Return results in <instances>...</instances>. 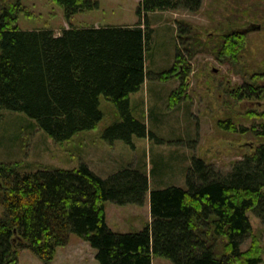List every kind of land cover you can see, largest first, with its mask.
I'll use <instances>...</instances> for the list:
<instances>
[{
	"label": "trees",
	"instance_id": "1",
	"mask_svg": "<svg viewBox=\"0 0 264 264\" xmlns=\"http://www.w3.org/2000/svg\"><path fill=\"white\" fill-rule=\"evenodd\" d=\"M65 17L98 7L96 0H51ZM202 0H139L132 25L63 27L23 30L17 25L20 0H0V109L22 112L55 141L96 127L102 118L99 97L116 107L120 120L108 126L102 138L109 142L151 137L145 122L130 109V94L143 85L147 72L144 56L152 40L148 13L165 10L195 12ZM178 36L170 69L161 81H185L191 65L185 54L212 49L217 57L234 61L245 35L234 31L204 41L192 26L178 21ZM179 36V37H180ZM185 65H182V64ZM179 64L182 65L181 71ZM233 99L264 96V74L250 76ZM169 97L177 103L180 91ZM251 131L264 137V110H248ZM237 131L230 120L218 121ZM248 130V129H247ZM246 130V131H247ZM243 131V129H242ZM17 162L0 163V264H18L20 249H29L43 264H50L58 247L76 234L95 250L99 264H152L155 256L171 264H260L264 249V140L222 172L194 157L186 187L169 185L149 189L146 171L134 167L117 170L106 178L85 162L77 167L39 168L23 172ZM149 201L151 220L142 230L119 233L106 224L105 204L143 205ZM248 212L262 225L254 232ZM250 238V245L242 249Z\"/></svg>",
	"mask_w": 264,
	"mask_h": 264
},
{
	"label": "rangeland",
	"instance_id": "2",
	"mask_svg": "<svg viewBox=\"0 0 264 264\" xmlns=\"http://www.w3.org/2000/svg\"><path fill=\"white\" fill-rule=\"evenodd\" d=\"M96 1L97 8L77 12L67 19L63 8L51 0H20L26 11L18 13L17 25L23 30L48 28L58 33L69 26L139 21L136 14L139 0ZM178 21L191 25L193 34L204 41L242 32L243 48L234 61L217 57L212 49L196 51L192 56L184 51V60L191 65L185 81L175 77L161 81L157 76L173 65L177 45L184 50L180 44L185 36H178ZM148 23L152 40L144 56L147 77L144 86L130 94V109L145 122L153 136H134L132 144L102 138L103 131L120 120L114 104L103 95L99 97L102 118L96 127L79 131L62 142L49 137L26 114L0 109V163L17 162L21 171L28 172L39 168L71 169L85 162L102 178L134 167L146 171L151 190L169 185L185 188L194 157L226 172L235 160L252 152L264 137L250 130L258 120L250 118L247 111L264 110V96L252 95L236 101L229 92L250 82V76L264 74V0H202V6L195 12H150ZM182 65L179 64L180 71ZM181 83L183 90H179L177 103L170 105L169 97ZM259 83L264 84V77ZM227 119L236 125L237 131L219 125L218 121ZM105 212L107 226L119 233L142 230L151 217L148 200L143 205L107 201ZM248 216L254 232H260L259 219L251 212ZM250 241L247 238L241 248L246 249ZM260 242L264 249V234L260 235ZM94 255L95 250L87 242L71 233L70 242L57 248L50 264H99ZM18 264L43 262L23 248ZM152 264L171 262L155 256ZM260 264H264V253Z\"/></svg>",
	"mask_w": 264,
	"mask_h": 264
},
{
	"label": "crops",
	"instance_id": "3",
	"mask_svg": "<svg viewBox=\"0 0 264 264\" xmlns=\"http://www.w3.org/2000/svg\"><path fill=\"white\" fill-rule=\"evenodd\" d=\"M156 12H157V11H156ZM135 23H136V22H135ZM132 24H134V23H132ZM132 24H128V25H132ZM122 25H126V24H122ZM91 26L99 27L98 25H95V24H92V25H89V26H85V27H91ZM55 33H56V32H55ZM59 33H60V32H58V33H56V34H59ZM145 81H146V79H145ZM145 81H144V83H145ZM144 83H143V85L141 86V88L144 86ZM141 88H140V89H141ZM140 89H139V90H140ZM150 220H151V217H150ZM150 220H149V221H150Z\"/></svg>",
	"mask_w": 264,
	"mask_h": 264
}]
</instances>
